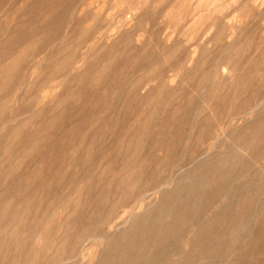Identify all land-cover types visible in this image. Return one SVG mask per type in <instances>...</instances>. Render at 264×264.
<instances>
[{"label":"rangeland","instance_id":"374dc122","mask_svg":"<svg viewBox=\"0 0 264 264\" xmlns=\"http://www.w3.org/2000/svg\"><path fill=\"white\" fill-rule=\"evenodd\" d=\"M0 264H264V0H0Z\"/></svg>","mask_w":264,"mask_h":264}]
</instances>
